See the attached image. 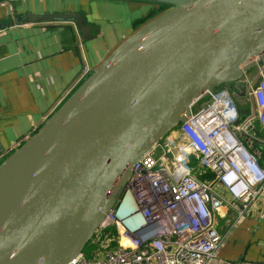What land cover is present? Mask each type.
I'll use <instances>...</instances> for the list:
<instances>
[{
  "label": "water",
  "instance_id": "obj_1",
  "mask_svg": "<svg viewBox=\"0 0 264 264\" xmlns=\"http://www.w3.org/2000/svg\"><path fill=\"white\" fill-rule=\"evenodd\" d=\"M147 1L170 7L126 37L0 163V264L76 258L131 165L210 91L264 59V0ZM35 19L70 20L84 41L93 38L79 13Z\"/></svg>",
  "mask_w": 264,
  "mask_h": 264
},
{
  "label": "built area",
  "instance_id": "obj_2",
  "mask_svg": "<svg viewBox=\"0 0 264 264\" xmlns=\"http://www.w3.org/2000/svg\"><path fill=\"white\" fill-rule=\"evenodd\" d=\"M255 66L242 80L247 109L227 83L210 91L131 165L89 249L68 264H206L213 257L222 239L215 216L225 206L216 186L230 195L239 217L264 195L258 147L264 144V59ZM90 71L84 66L82 77ZM18 146H0V163Z\"/></svg>",
  "mask_w": 264,
  "mask_h": 264
},
{
  "label": "crops",
  "instance_id": "obj_3",
  "mask_svg": "<svg viewBox=\"0 0 264 264\" xmlns=\"http://www.w3.org/2000/svg\"><path fill=\"white\" fill-rule=\"evenodd\" d=\"M159 5L147 0L0 1L1 148L14 149L36 132L81 84L83 67L97 68L126 37L169 8L155 12ZM55 12L81 14L93 38L84 41L70 20L35 19ZM259 160L264 166V150ZM216 189L225 201L215 216L222 239L206 264L263 262L264 195L239 217L229 205L230 195Z\"/></svg>",
  "mask_w": 264,
  "mask_h": 264
},
{
  "label": "rangeland",
  "instance_id": "obj_4",
  "mask_svg": "<svg viewBox=\"0 0 264 264\" xmlns=\"http://www.w3.org/2000/svg\"><path fill=\"white\" fill-rule=\"evenodd\" d=\"M140 1V0H138ZM165 7H170L168 4H165ZM143 16V15H141ZM256 70V66L253 65L252 67H250V69L245 73L246 76H253ZM245 75L237 80H234L230 83H227V86L231 89V91L234 93L235 98L237 99L239 105L243 108V109H247L245 107V91H246V86L245 84L242 82V80L245 78ZM203 100H201L199 102V104L202 102ZM264 146V144H263ZM89 249L88 246H86L83 251L86 252Z\"/></svg>",
  "mask_w": 264,
  "mask_h": 264
},
{
  "label": "trees",
  "instance_id": "obj_5",
  "mask_svg": "<svg viewBox=\"0 0 264 264\" xmlns=\"http://www.w3.org/2000/svg\"><path fill=\"white\" fill-rule=\"evenodd\" d=\"M159 4H160V5H159V7H161V8H158V9H157L155 12H158V10H161V11H162V10H164V9H165V6H166L165 4H162V3H159ZM159 12H160V11H159ZM260 135L264 137V132H263V131H261V132H260ZM261 147H262V146H261ZM262 150H264V148H263V147H262ZM210 176H211V175H210V174H208V177H210Z\"/></svg>",
  "mask_w": 264,
  "mask_h": 264
},
{
  "label": "bare ground",
  "instance_id": "obj_6",
  "mask_svg": "<svg viewBox=\"0 0 264 264\" xmlns=\"http://www.w3.org/2000/svg\"><path fill=\"white\" fill-rule=\"evenodd\" d=\"M125 200H127V197L124 199V201H125ZM122 242H123V244H125V245L127 244V242L124 241V240H122Z\"/></svg>",
  "mask_w": 264,
  "mask_h": 264
}]
</instances>
